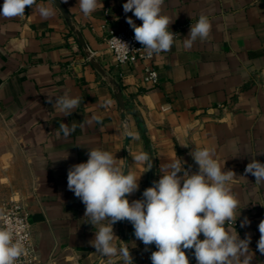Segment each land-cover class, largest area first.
<instances>
[{"label":"crops","instance_id":"0c3cea01","mask_svg":"<svg viewBox=\"0 0 264 264\" xmlns=\"http://www.w3.org/2000/svg\"><path fill=\"white\" fill-rule=\"evenodd\" d=\"M126 2L102 0L103 8L87 17L78 0L61 3L85 44L52 0H36L54 10L47 19L36 6L20 17H0V216L10 199L25 204L37 248L34 264H123L119 256L95 253L90 241L96 229L67 189L70 166L86 162L89 149L111 152L118 165L141 175L131 202L176 158L190 174L197 172L190 153L210 148L221 169L235 173L230 186L240 215L226 227L241 239L250 234L251 264H264L257 251L264 183L244 171L253 159L264 163V0H164L161 14L170 17L169 30L177 35L171 50L150 61L157 84L144 82L143 61L119 65L108 48V29L129 26L127 17L142 24L124 13ZM201 15L210 21L209 36L185 48L183 40ZM111 80L121 85L127 120ZM65 93L82 98L71 116L46 102ZM60 123L77 127L65 138ZM140 152L151 157L150 170L134 163ZM244 217L250 224L242 228ZM113 231L114 245L127 247L133 264H151L157 249L153 244L146 251L130 222H117ZM192 254L186 251L196 264Z\"/></svg>","mask_w":264,"mask_h":264},{"label":"clouds","instance_id":"9594fccd","mask_svg":"<svg viewBox=\"0 0 264 264\" xmlns=\"http://www.w3.org/2000/svg\"><path fill=\"white\" fill-rule=\"evenodd\" d=\"M67 2L60 0V3ZM52 3L55 4L54 0ZM163 3L164 0H127L123 4L125 14L132 12L142 21L138 26L131 17L126 18L135 41L143 46L149 57L171 50L177 35L169 30L170 17L161 14ZM78 5L85 17L98 7L103 8L102 0H78ZM33 6L44 19L54 15L53 9L37 5L36 0H3L0 17H20L26 7ZM210 30L209 19L201 15L183 40L184 47L190 49L197 39H207ZM114 39L119 49L129 51L127 42ZM46 102L64 116H71L81 105L82 98L65 93L48 96ZM99 119L95 115L91 117L92 121ZM76 127L75 124L60 123L59 131L67 138ZM127 135L133 136L131 132ZM190 155L199 167L197 172L190 174L184 168V162L176 158L164 166L160 179L143 191L141 199L131 202L128 197L139 190L141 175L138 177L129 169L125 172V166L118 165L116 155L111 152L89 149L86 162L70 166L67 189L85 205L84 217L87 216V223L96 229L95 237L90 241L95 253L102 259L119 256L123 264H133L129 249L113 243L117 238L113 225L128 221L133 226L135 238L145 245L146 251L148 246L155 245L157 250L151 253V264H190L187 250H193L196 264H251V235L246 234L241 239L237 232L233 234L226 227L235 224L240 215H236L239 201L230 186L235 173L221 169L213 149L196 147ZM132 158L134 163H142L148 170L153 166L146 152ZM244 171L246 175L254 176L256 183H264V163L253 159ZM249 224L248 218L244 217L240 226ZM258 230L257 251L264 255V220L259 223ZM201 234L203 239L199 238ZM24 251L23 238H14L11 225L0 227V264H16Z\"/></svg>","mask_w":264,"mask_h":264},{"label":"built area","instance_id":"2783aa9c","mask_svg":"<svg viewBox=\"0 0 264 264\" xmlns=\"http://www.w3.org/2000/svg\"><path fill=\"white\" fill-rule=\"evenodd\" d=\"M176 34V33H175ZM117 38L129 45V51L121 50L117 46ZM107 44L110 52L119 65L133 64L143 61L145 64L144 82L157 84L159 81L158 70L150 63L155 54L151 57L146 55L142 45L135 41L134 32L131 27L124 26L120 29H108ZM169 107L164 106L167 110ZM11 225L14 231V238H23L25 251L16 264H34L37 260V248L34 241L32 223L25 204L18 199H10L5 203L4 210L0 216V227Z\"/></svg>","mask_w":264,"mask_h":264},{"label":"water","instance_id":"95a60500","mask_svg":"<svg viewBox=\"0 0 264 264\" xmlns=\"http://www.w3.org/2000/svg\"><path fill=\"white\" fill-rule=\"evenodd\" d=\"M54 3L56 5H58V7L61 9L62 13L64 14V16L66 17L67 21L69 22V25L71 26V28L75 30V27H74V25L72 24V21H71V17L69 16V14H68L67 10L65 9V7L63 5H61L59 0H54ZM76 33H77L81 43L85 44L84 40H83V38L81 36V33L79 31H76ZM111 83L113 85L114 93H115V95L117 97V100L119 101V104H120V107H121V110H122V118L124 120H127L126 110H125L126 105H125V100H124L123 93H122V90H121V85L115 80H111ZM127 143H128V138H127ZM125 172H127V169L125 170ZM192 257L194 258L193 254H192Z\"/></svg>","mask_w":264,"mask_h":264}]
</instances>
